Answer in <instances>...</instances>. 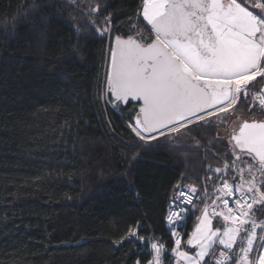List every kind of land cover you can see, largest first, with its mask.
Listing matches in <instances>:
<instances>
[{"label": "trees", "instance_id": "1", "mask_svg": "<svg viewBox=\"0 0 264 264\" xmlns=\"http://www.w3.org/2000/svg\"><path fill=\"white\" fill-rule=\"evenodd\" d=\"M109 3L128 31L136 0ZM75 7L0 0V264H131L112 241L141 218L166 239L172 186L199 187L194 141L137 150L126 114L104 105L107 42L77 30Z\"/></svg>", "mask_w": 264, "mask_h": 264}, {"label": "snow or ice", "instance_id": "2", "mask_svg": "<svg viewBox=\"0 0 264 264\" xmlns=\"http://www.w3.org/2000/svg\"><path fill=\"white\" fill-rule=\"evenodd\" d=\"M72 4L77 30L107 42L100 97L136 149L205 154L199 187L172 186L167 238L141 218L114 247L131 264H264V0H136L128 31L109 0Z\"/></svg>", "mask_w": 264, "mask_h": 264}]
</instances>
